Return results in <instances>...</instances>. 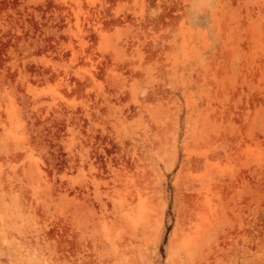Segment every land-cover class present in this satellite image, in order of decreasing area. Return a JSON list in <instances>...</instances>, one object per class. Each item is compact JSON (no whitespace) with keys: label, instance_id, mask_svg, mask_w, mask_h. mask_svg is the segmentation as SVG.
Listing matches in <instances>:
<instances>
[{"label":"rangeland","instance_id":"rangeland-1","mask_svg":"<svg viewBox=\"0 0 264 264\" xmlns=\"http://www.w3.org/2000/svg\"><path fill=\"white\" fill-rule=\"evenodd\" d=\"M0 264H264V0H0Z\"/></svg>","mask_w":264,"mask_h":264}]
</instances>
